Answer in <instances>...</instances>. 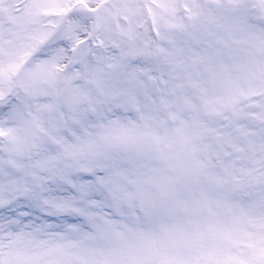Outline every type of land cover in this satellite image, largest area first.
<instances>
[{"label": "snow or ice", "instance_id": "1", "mask_svg": "<svg viewBox=\"0 0 264 264\" xmlns=\"http://www.w3.org/2000/svg\"><path fill=\"white\" fill-rule=\"evenodd\" d=\"M0 264H264V0H0Z\"/></svg>", "mask_w": 264, "mask_h": 264}]
</instances>
